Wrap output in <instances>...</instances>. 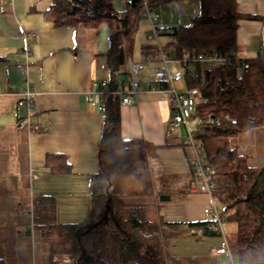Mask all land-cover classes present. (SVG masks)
Instances as JSON below:
<instances>
[{
  "label": "crops",
  "instance_id": "obj_1",
  "mask_svg": "<svg viewBox=\"0 0 264 264\" xmlns=\"http://www.w3.org/2000/svg\"><path fill=\"white\" fill-rule=\"evenodd\" d=\"M112 1L119 12L127 8L128 0ZM237 4L243 14L253 16L239 20L236 54L241 59L257 57L260 47L264 48V0H238ZM49 8L50 0H0V258L6 264H49V243L42 231L30 228L34 198L50 195L55 199L58 223L86 222L91 210V176L99 170L104 112L88 97L94 78L110 80L111 32L103 38V23L98 28L55 26L45 16ZM172 18L163 17L165 27L175 26ZM147 22H140L137 31ZM138 32L126 64L129 58L143 62L159 58L154 54L155 41L145 44ZM163 32L160 36L166 43L169 39ZM135 39L142 46L137 58ZM170 67L176 70L180 65L172 62ZM107 74L108 79L102 78ZM27 84L35 97L31 120L38 130L34 132L17 104ZM154 84L152 67H147L141 72L134 103L121 105L122 136L148 144L158 217L181 222L180 228L188 229L189 222L211 218V197L188 189L196 178L194 152L184 142L185 128L168 132L172 114L168 92L153 88ZM180 86L184 92L183 81ZM231 144L248 156L251 165L262 164L264 125L238 133ZM49 153L64 155L70 172H52L46 165ZM163 194L170 199L161 201ZM159 202L167 203L160 206ZM222 244H215L211 253Z\"/></svg>",
  "mask_w": 264,
  "mask_h": 264
},
{
  "label": "trees",
  "instance_id": "obj_2",
  "mask_svg": "<svg viewBox=\"0 0 264 264\" xmlns=\"http://www.w3.org/2000/svg\"><path fill=\"white\" fill-rule=\"evenodd\" d=\"M149 1L160 7L185 0ZM199 1L201 10L188 23L163 29L162 35L169 39L162 44L164 53L173 60L181 59L184 53L192 56L215 50L233 57L239 20L253 15L243 14L238 0ZM141 5V0H128L127 8L119 12L112 0H50L45 16L55 26L98 28L107 22L111 28L109 82L116 84L125 74L121 67L128 53L126 44L130 51L140 24ZM153 48L159 56L158 47ZM239 61L244 62L246 71L240 72V63L210 68L194 62L184 71L183 86L184 92L196 99L190 118L196 125L191 130L215 169L214 195L224 205L222 218L237 226L236 239L228 242L232 256L238 264H264V162L251 165L248 156L231 144L238 133L264 125V55ZM103 112L99 170L91 176L88 220L58 223L52 196L33 200L34 224L50 246L49 264H231L216 251L203 256H164V238L178 236L182 223L149 216L148 209L152 205L157 210V205L148 144L123 138L120 98H106ZM46 165L52 172H70L62 154H47ZM187 225L191 231L201 229L202 235L221 234L212 216ZM48 232L55 234L54 241L46 239ZM0 264H6L5 260L0 258Z\"/></svg>",
  "mask_w": 264,
  "mask_h": 264
},
{
  "label": "built area",
  "instance_id": "obj_3",
  "mask_svg": "<svg viewBox=\"0 0 264 264\" xmlns=\"http://www.w3.org/2000/svg\"><path fill=\"white\" fill-rule=\"evenodd\" d=\"M142 5L139 10L140 18H144L149 21L152 29V33L149 35V39L154 40L160 53L159 58L156 60H150L149 62L134 61L129 58L127 61V70L124 74V79L116 84H111L104 79L94 78L91 85L90 95L88 100L94 103L98 110L103 111L105 109L106 98L112 99L120 98L121 105H129L134 103V96L139 92L141 82V72L147 67H152L153 88L162 89L168 92L169 100L171 103L172 114L168 123V132L178 129L180 127L185 128L186 134L184 137L185 144L192 147L194 156L192 161V167L194 168L196 178L192 185L188 188L192 192H206L211 197V204L209 207L210 215L216 220V229L223 234L224 243L222 246L216 248L217 254L225 255L229 258L231 264H238L232 256L231 250L226 236L223 233V218L222 210L216 205L215 191H216V175L213 165H211L205 156L203 146L194 138L191 127L190 118L195 112L196 99L186 94L181 89V82L183 81V75L186 68H191L194 62H199L210 68H217L228 66L231 64L240 63V59L237 54L233 57L225 55L222 51L215 50L206 53H198L190 56L184 53L181 59L173 60L169 58L163 51V46L160 42V34L165 25L163 22V14L160 7H153L149 0H141ZM181 1H171L169 5L172 6L173 14L184 15V9ZM178 25H176L177 27ZM29 35V33H24ZM30 34H34L33 32ZM28 51L26 52V54ZM260 55H264V48L261 46L259 50ZM172 62H178L180 67L176 70H172L170 65ZM241 64L240 72L246 71V67ZM162 84H166L165 87H161ZM18 107L21 109L24 115V121L29 127L31 132L37 131L38 126L32 124V115L35 109V97L34 92L29 84L20 93V97L17 101ZM196 235H202L201 229H193L191 231Z\"/></svg>",
  "mask_w": 264,
  "mask_h": 264
},
{
  "label": "rangeland",
  "instance_id": "obj_4",
  "mask_svg": "<svg viewBox=\"0 0 264 264\" xmlns=\"http://www.w3.org/2000/svg\"><path fill=\"white\" fill-rule=\"evenodd\" d=\"M183 6V9L185 11V14L180 16L179 14H173L172 12L174 11V9L172 8V6L169 5V3L164 4V6L161 8V12L163 14V17L168 18L173 17L172 18V22H174L172 25H180V24H185L188 23L190 21V18L192 15L195 14L196 11H198L201 8V4L199 0H185L180 2ZM127 4V2H126ZM145 21L144 18L140 19V22ZM142 30L141 31H137L138 32V36L143 35L144 39H145V44H153L154 40H149L148 39V35L150 33H152V29H151V25L150 23L147 22V25H141ZM139 29V28H138ZM103 38L105 36H109L111 29H110V25L107 22H103V27L100 29ZM136 32V33H137ZM139 41H141V37H139ZM139 41L138 39H135V43H134V47H133V55L135 56V58H137L139 56V54L141 53V49L142 46H139ZM160 41L165 44V40L162 36H160ZM148 45V46H149ZM126 49L128 50V44H126ZM121 70L125 71L126 74V70H127V64L125 63L122 67ZM146 73H150V70L147 69L145 71ZM102 78L108 79L109 78V74L107 75H103ZM196 123H192V127H195ZM175 196L173 195L172 198H174ZM216 200V205L220 210H223L224 205L221 201H219L218 199ZM167 202H159L160 206H163L164 204H166ZM210 207V206H209ZM162 208V207H161ZM148 213L149 216L152 218H157L158 216H160L159 212H157V210L155 208L151 207L148 209ZM211 216V215H210ZM159 219V217H158ZM161 219H163L161 217ZM160 220V219H159ZM223 233L226 236L228 242H233L236 239L237 236V226L236 223L233 221H228L223 219ZM35 230H40L39 226L33 223L31 224V227ZM181 229V233L178 236H174V237H166L164 238V242H163V251H164V256L166 255H175V256H203V255H207L210 254L213 250L212 247L219 243L222 242L224 243V237L223 234L220 235H195L191 232V230H188L186 227L182 226ZM48 241H54L55 239V234L53 232H48V236L47 238ZM214 249V248H213Z\"/></svg>",
  "mask_w": 264,
  "mask_h": 264
},
{
  "label": "water",
  "instance_id": "obj_5",
  "mask_svg": "<svg viewBox=\"0 0 264 264\" xmlns=\"http://www.w3.org/2000/svg\"><path fill=\"white\" fill-rule=\"evenodd\" d=\"M123 79H124V76L122 75L121 78H120V80L122 81ZM169 199H170V196L169 195H164L163 194V195L160 196V200L161 201H167Z\"/></svg>",
  "mask_w": 264,
  "mask_h": 264
},
{
  "label": "bare ground",
  "instance_id": "obj_6",
  "mask_svg": "<svg viewBox=\"0 0 264 264\" xmlns=\"http://www.w3.org/2000/svg\"><path fill=\"white\" fill-rule=\"evenodd\" d=\"M233 255V254H232Z\"/></svg>",
  "mask_w": 264,
  "mask_h": 264
}]
</instances>
